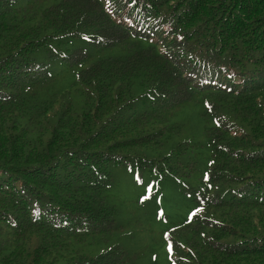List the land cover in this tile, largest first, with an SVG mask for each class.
Returning <instances> with one entry per match:
<instances>
[{
    "label": "trees",
    "instance_id": "trees-1",
    "mask_svg": "<svg viewBox=\"0 0 264 264\" xmlns=\"http://www.w3.org/2000/svg\"><path fill=\"white\" fill-rule=\"evenodd\" d=\"M83 36L113 54L62 101L71 91L33 54L73 67L87 53L48 39ZM192 113L210 164L199 189L181 185L196 206L185 264H264V0H0V264H123L118 245L92 257L72 245L115 228L109 164L162 148ZM196 148L184 138L136 167L183 180Z\"/></svg>",
    "mask_w": 264,
    "mask_h": 264
},
{
    "label": "rangeland",
    "instance_id": "rangeland-1",
    "mask_svg": "<svg viewBox=\"0 0 264 264\" xmlns=\"http://www.w3.org/2000/svg\"><path fill=\"white\" fill-rule=\"evenodd\" d=\"M85 37L87 36L48 39V46L62 53H70L78 48L87 53V60L73 67L50 58L44 49H38L33 54L35 63L48 70L54 77L57 92L68 89L71 91L62 101H70L74 88L71 89L69 86L76 80L80 69L97 58L113 54L110 49L92 46ZM78 87L81 88L80 85ZM79 99L80 104H74L77 108L82 105V96L78 90L74 92V100ZM190 104L192 103L187 105ZM144 109V106L135 104L131 112L126 114ZM188 113L185 112L186 115ZM199 128L200 123L192 113L188 127L182 134L171 137L165 134L162 148L132 152L121 165L111 162L109 171L112 181L107 188L106 196L107 202L116 206L118 210L115 228L104 237L88 235L85 241L74 242L72 248L92 257L113 245H118L126 254L123 264H185L184 237L180 228L188 221L196 206L188 194L182 193L181 185L199 189L197 185L204 184L210 164V150L206 140L202 142L204 140L200 138ZM184 138L193 139L197 144L195 150L183 157L180 156L181 162H195L196 168L191 176L183 180L167 174L162 177L157 171L136 167L138 159L157 160L168 155L174 143ZM85 232L84 228L79 234Z\"/></svg>",
    "mask_w": 264,
    "mask_h": 264
},
{
    "label": "snow or ice",
    "instance_id": "snow-or-ice-1",
    "mask_svg": "<svg viewBox=\"0 0 264 264\" xmlns=\"http://www.w3.org/2000/svg\"><path fill=\"white\" fill-rule=\"evenodd\" d=\"M85 39H88V37H85Z\"/></svg>",
    "mask_w": 264,
    "mask_h": 264
}]
</instances>
